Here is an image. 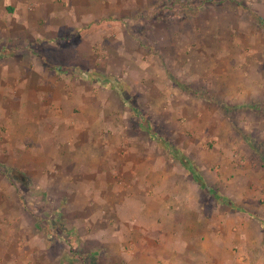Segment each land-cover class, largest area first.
<instances>
[{
  "label": "rangeland",
  "instance_id": "374dc122",
  "mask_svg": "<svg viewBox=\"0 0 264 264\" xmlns=\"http://www.w3.org/2000/svg\"><path fill=\"white\" fill-rule=\"evenodd\" d=\"M261 221L264 0H0V264H262Z\"/></svg>",
  "mask_w": 264,
  "mask_h": 264
},
{
  "label": "crops",
  "instance_id": "0c3cea01",
  "mask_svg": "<svg viewBox=\"0 0 264 264\" xmlns=\"http://www.w3.org/2000/svg\"><path fill=\"white\" fill-rule=\"evenodd\" d=\"M23 1H25V0H23ZM11 5V4H10ZM12 7H13V5H11ZM5 13H6V8L4 9V15H5ZM203 204V202L201 203V205ZM168 207H170V206H168ZM171 207H172V205H171ZM200 207V206H199ZM260 223V229L262 230V233H261V235H262V240L264 241V221H261V222H259ZM194 246V245H193ZM195 247V246H194ZM196 251V249H193V247H192V251ZM195 253H198V255L197 256H200V252H195ZM188 254H189V251H186V257L185 258H183L182 260L180 259V258H177V259H175L174 261H172V263L169 261V259L168 260H166V261H164L162 264H178L179 262V260L182 262V264L184 263V259H187L188 258ZM261 255L262 256H264V248L262 247V250H261ZM201 259V258H200ZM262 259H264V258H262ZM169 261V262H168ZM262 264H264V262L262 263Z\"/></svg>",
  "mask_w": 264,
  "mask_h": 264
},
{
  "label": "trees",
  "instance_id": "16d2710c",
  "mask_svg": "<svg viewBox=\"0 0 264 264\" xmlns=\"http://www.w3.org/2000/svg\"><path fill=\"white\" fill-rule=\"evenodd\" d=\"M194 94H196V93H194ZM197 95V94H196ZM193 177H194V179L197 181V182H199V184L201 183V186L202 187H204V184H203V182L200 180V178L197 176V174L194 172L193 173ZM201 181V182H200Z\"/></svg>",
  "mask_w": 264,
  "mask_h": 264
}]
</instances>
